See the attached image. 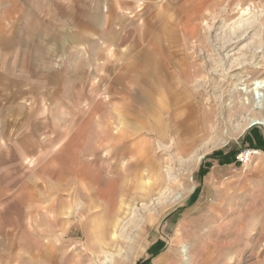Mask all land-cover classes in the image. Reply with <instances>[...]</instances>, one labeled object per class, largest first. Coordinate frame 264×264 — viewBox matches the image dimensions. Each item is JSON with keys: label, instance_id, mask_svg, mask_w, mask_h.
<instances>
[{"label": "rangeland", "instance_id": "374dc122", "mask_svg": "<svg viewBox=\"0 0 264 264\" xmlns=\"http://www.w3.org/2000/svg\"><path fill=\"white\" fill-rule=\"evenodd\" d=\"M22 6L0 4V25ZM32 7L38 35L20 44L59 50L38 67L0 51V264H264V0ZM145 48L164 49L158 79L137 63ZM171 79L174 105L159 90ZM105 122L113 196L89 179L103 174ZM248 148L259 155L242 165Z\"/></svg>", "mask_w": 264, "mask_h": 264}, {"label": "crops", "instance_id": "0c3cea01", "mask_svg": "<svg viewBox=\"0 0 264 264\" xmlns=\"http://www.w3.org/2000/svg\"><path fill=\"white\" fill-rule=\"evenodd\" d=\"M42 1L46 3L48 12L50 11V5L56 4V0L55 1H52V0H0V4L7 5V7H5L7 8V11L5 10V12L9 14V16H11V14H13V12L15 11L13 9L14 5H18V4L23 5L21 9H18L16 7V10L18 9L19 11L16 13V14H19V18L16 15L15 20L13 21L7 20L5 24L0 25V47H1L0 51L13 52L14 50V52L18 51L17 53H19L17 55L15 54L16 56H14V53L4 56L3 62H5L6 65L9 63L11 58H15L23 62L22 67H27L26 65L29 66V64L31 66L35 64V67L42 66V64H37V62L39 63V62H42L43 60H46L49 52L53 50L54 51L59 50L57 45L43 44V43H41L40 45L20 44V40L18 39L19 37L25 39L24 36H26L27 38V37H36V35H38L37 33L35 34V32L31 29L32 20H33L32 16L33 15L37 16L36 15L37 10H35L32 7V5L36 3H40ZM66 1L67 3L73 2V0H66ZM82 2L88 3L89 0H82ZM20 17L23 18V21L26 20V22L24 23V26L22 22L20 21ZM181 20H184L183 17H181ZM18 21H19V26H16V22ZM188 22L191 23L190 21H187L182 27V28H187L185 30H190L189 28L191 26L190 24H188ZM177 24L181 25V23L179 22H177ZM4 26H6V28H4ZM8 36H10V39L7 41ZM13 36H15L18 40L13 38ZM145 39L146 38L144 37L143 40ZM6 41L8 45L5 43ZM26 45H29V46L26 47ZM162 51H164V49ZM162 51L160 52V54H157L156 50L154 49L152 50L151 48H145V49H141L138 52V57L140 61L137 63L139 67L146 65V69L144 73L145 74L147 73V76L149 77V79H158L157 78L158 72L160 71V69L164 68L166 64L168 63L167 60L161 56ZM37 52L41 54L37 55L36 54ZM143 63H145V65ZM172 80L173 79L170 80L169 86H167L166 89H164L165 87L164 88L159 87V90L162 93V96L166 97V99L170 100L172 104L174 105L180 102L182 93H179V91L174 92L176 88L179 89L178 88L179 86L177 85V83H173ZM155 85L158 87L156 83ZM136 92L138 93L139 91L137 90ZM134 97L136 99V94L134 95ZM159 103L160 102L156 103L155 106L152 105L153 106V107L151 106L152 108L148 106L146 107L149 108V110L151 109V112L153 113L154 109H158L157 105ZM161 106H162V103H160V107ZM158 115L160 116L159 112H158ZM100 129L103 131V133L106 136V140L104 141L106 158L104 160L103 174L90 177L89 179L91 181V185H93V187L95 188L98 196H101V195L113 196L116 194V189H117V186L119 185L117 183L118 181L115 179V168L113 166V160H112L113 157L116 155V151H115L116 148L113 149V146L111 145V142L113 141L114 137L111 140L112 133H111V129L109 126V122H105V126L104 127L101 126ZM135 131H137V129ZM114 133L117 139H123L124 135L120 131V129L114 131ZM132 137H136V135H133ZM129 138L130 137L125 136L124 140H126V143H125V146H123V149L126 152L125 156L128 159L127 160L128 164H127V169H126L127 171L128 170L131 171L133 167L135 166V162L131 160V156L133 154V149L137 148L136 142L131 141L127 143V141L130 140ZM21 142L22 141H20L19 143ZM117 152H119V150ZM86 170L87 169L85 167H80V169L76 170L75 174L80 179L87 180L85 177L88 176L89 174ZM129 181H130V177H127L126 182L128 183Z\"/></svg>", "mask_w": 264, "mask_h": 264}, {"label": "built area", "instance_id": "2783aa9c", "mask_svg": "<svg viewBox=\"0 0 264 264\" xmlns=\"http://www.w3.org/2000/svg\"><path fill=\"white\" fill-rule=\"evenodd\" d=\"M257 155H259V151L257 149H244L237 155L236 161L242 165H246L249 164Z\"/></svg>", "mask_w": 264, "mask_h": 264}, {"label": "bare ground", "instance_id": "6f19581e", "mask_svg": "<svg viewBox=\"0 0 264 264\" xmlns=\"http://www.w3.org/2000/svg\"><path fill=\"white\" fill-rule=\"evenodd\" d=\"M249 9H247V11H248ZM244 14H245V11H244ZM250 86H247L246 87V89H248ZM252 92V91H251ZM247 93H248V91H247ZM262 93V92H261ZM253 99H254V96H253ZM248 101V102H247ZM250 99H248V100H245V103H244V105L245 106H247V105H249L250 104ZM253 122H256V124H260V125H264V120H256V121H253ZM255 124V125H256ZM136 144H137V147H138V142H136ZM135 147V146H134ZM114 239H117L118 238V234H116V233H114L113 234V236H112ZM221 258V257H220ZM217 260H218V257H217V259L215 260V262H217ZM234 261V258H230V260H228L227 259V261H226V263L225 264H231L232 262ZM215 264V263H214Z\"/></svg>", "mask_w": 264, "mask_h": 264}, {"label": "trees", "instance_id": "16d2710c", "mask_svg": "<svg viewBox=\"0 0 264 264\" xmlns=\"http://www.w3.org/2000/svg\"><path fill=\"white\" fill-rule=\"evenodd\" d=\"M235 158V157H234Z\"/></svg>", "mask_w": 264, "mask_h": 264}]
</instances>
